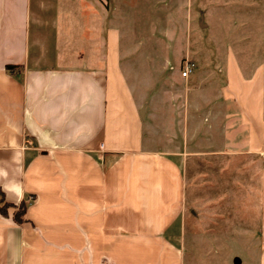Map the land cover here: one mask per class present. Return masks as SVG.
Listing matches in <instances>:
<instances>
[{"label":"crops","instance_id":"1","mask_svg":"<svg viewBox=\"0 0 264 264\" xmlns=\"http://www.w3.org/2000/svg\"><path fill=\"white\" fill-rule=\"evenodd\" d=\"M71 10L88 25L92 15L99 36ZM106 11L102 0H0V146L22 154L11 168L27 204L19 223L21 203L0 188L14 210L0 212V264H228L223 250L256 247L261 264L264 69L246 78L229 59L218 122L204 147L182 146L167 110L149 131ZM188 135L197 141L192 124ZM11 155L0 150V166Z\"/></svg>","mask_w":264,"mask_h":264},{"label":"rangeland","instance_id":"2","mask_svg":"<svg viewBox=\"0 0 264 264\" xmlns=\"http://www.w3.org/2000/svg\"><path fill=\"white\" fill-rule=\"evenodd\" d=\"M102 3L107 9L103 28H115L119 33L123 74L135 98L141 104L148 103L149 131H157L163 123L161 108L169 111L167 121L175 116L180 119L176 129L181 127L183 135L186 132V137L180 139L182 146L198 143L199 148L204 147L206 129H212L208 125L214 120L218 122L220 117L222 107L218 98L226 82L229 59L235 60L246 78L257 69H264V0H102ZM80 13L74 10V19H84L88 25ZM90 16L88 27L93 31L87 37L96 38L97 20L94 22ZM187 61L196 67L188 77H183ZM170 109H174L173 113ZM191 124L197 130V141L188 135ZM230 244L237 245L232 239ZM257 253L256 247L251 251L223 250L222 255L230 254L228 264H236L235 256H240L243 264H256Z\"/></svg>","mask_w":264,"mask_h":264},{"label":"clouds","instance_id":"3","mask_svg":"<svg viewBox=\"0 0 264 264\" xmlns=\"http://www.w3.org/2000/svg\"><path fill=\"white\" fill-rule=\"evenodd\" d=\"M2 151H11L12 155L9 162H5V166H0V188L6 193L9 201L19 205L24 200V184L15 178V172L11 165L20 167L22 165V154L12 147L9 142L7 146H0ZM13 209H9L10 215ZM261 264H264V256L261 257Z\"/></svg>","mask_w":264,"mask_h":264},{"label":"trees","instance_id":"4","mask_svg":"<svg viewBox=\"0 0 264 264\" xmlns=\"http://www.w3.org/2000/svg\"><path fill=\"white\" fill-rule=\"evenodd\" d=\"M8 68L13 69V66H9ZM10 207H11L10 204L5 201L4 193L0 189V212L1 214L7 215L8 214L7 211ZM26 210H27V204L25 202L21 203L19 210L15 215V218L19 223H23L26 220L25 218Z\"/></svg>","mask_w":264,"mask_h":264},{"label":"built area","instance_id":"5","mask_svg":"<svg viewBox=\"0 0 264 264\" xmlns=\"http://www.w3.org/2000/svg\"><path fill=\"white\" fill-rule=\"evenodd\" d=\"M196 65L192 63L191 61H187L184 65L182 76L183 77H188L194 70Z\"/></svg>","mask_w":264,"mask_h":264}]
</instances>
